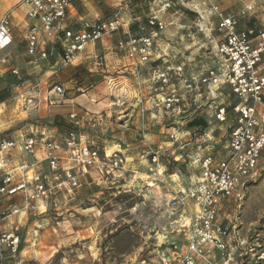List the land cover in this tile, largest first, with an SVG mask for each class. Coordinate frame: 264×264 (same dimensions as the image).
<instances>
[{
  "label": "built area",
  "instance_id": "built-area-1",
  "mask_svg": "<svg viewBox=\"0 0 264 264\" xmlns=\"http://www.w3.org/2000/svg\"><path fill=\"white\" fill-rule=\"evenodd\" d=\"M77 1L22 0L1 18L0 51L14 46L12 16L26 9L27 56L36 66L46 62L44 69L51 72L42 77L46 70L30 73L12 66L3 73L15 78L11 99L16 112L55 104L52 96L62 97L66 89L50 78L75 64L88 47L118 34L116 51L127 61L125 74L131 73L136 99L144 105L142 129L152 113L150 119L160 120L167 130V140L146 144L138 160L130 161L121 148L110 151L87 138L82 128L88 112L69 113L71 128L65 134L54 126V118L47 121L52 125L26 118L15 136L11 128H2L6 102H0V264L20 243V221L6 229V220L27 213L46 215L51 204L74 198L88 179L102 185L125 179L135 161L148 165L153 182L163 183L162 172L170 166L178 171L171 174L180 187L170 189L165 231L183 239L169 241V256L160 264H264V249L257 248L253 235L244 237L237 214L261 176L264 156V23L259 17L264 0H230L239 3L236 11L217 0H155L146 15L123 19L115 14L94 22L74 17ZM107 1L129 12L140 2ZM171 11L194 18L198 31L207 36L215 31L212 48L170 64L177 57L167 35L169 25L175 24L168 21ZM10 60L5 55L0 63ZM95 67L106 70L101 52L95 55ZM108 77L111 90L115 79ZM214 125L226 127L219 136L226 137L224 143L216 141ZM183 165L186 175L178 168ZM182 181L187 185L181 187Z\"/></svg>",
  "mask_w": 264,
  "mask_h": 264
},
{
  "label": "rangeland",
  "instance_id": "rangeland-1",
  "mask_svg": "<svg viewBox=\"0 0 264 264\" xmlns=\"http://www.w3.org/2000/svg\"><path fill=\"white\" fill-rule=\"evenodd\" d=\"M21 1L0 0V20L7 11ZM138 1H140L139 5L133 7L129 12L124 9L112 8L109 6L112 1L92 0L93 9L90 12H84L90 14L86 21L94 22L115 14L123 19H127L130 15H146L157 2L155 0ZM187 1L191 0H182L180 3ZM217 1L224 8H228V11H236L239 5V3L230 0ZM23 10L25 9L19 8L14 11L13 24L16 20L15 16ZM168 16V21L175 23L169 25L167 35L173 41H168L170 46H176L174 53H177V57L170 64L187 62L212 48V40L217 37L215 31H212L209 36L199 32L195 26L194 18L183 14L182 11L178 13L171 11ZM259 17L260 23H264V11L259 13ZM118 36V34L112 35L111 39L114 44L117 42ZM171 53H173V49ZM5 55L10 56L12 60L7 64L0 63V90L9 89V96L4 101L6 106H1L4 109V113L1 115L2 128L3 125L9 126V123L16 117L25 115L16 112L14 101L11 99L15 94L12 87L15 84V78L8 73L5 75L3 73L16 64L29 61L23 56L13 60L16 58L13 53H1L0 51V59ZM62 73L64 75V72ZM71 73L69 78L68 75L65 78L73 87H76L72 91L76 94L85 92L88 83L92 84L94 81L91 73L87 71L78 72L81 73L80 76ZM98 79H102V76H99ZM78 87L85 91H77ZM68 89L66 95L70 91ZM103 93H105L104 90ZM103 93L102 95H105ZM111 111V113H98L95 116L89 114V119L82 128V132L86 136L88 135L87 138L90 141H96L95 144L101 148L104 145L114 146L122 141L120 133L125 129L123 126L124 117L119 115L118 110ZM52 116L61 123L59 129L61 134L69 131L71 126L68 123V117L59 114L55 116L52 114ZM94 119H97L98 122H95ZM33 120L35 119H31V121ZM45 121L52 125L47 120ZM95 123L99 124L94 126ZM212 128L216 141L222 140L224 143L226 137L219 139V136L225 135L226 127L214 125ZM129 160L131 161V158ZM134 163L136 161L131 164ZM178 168L184 175L189 173L184 165ZM175 172H178L176 167H170L168 172H162V178L166 179L167 174ZM133 175L137 174H132V171L128 170L125 179L116 181L114 184H86L75 198L58 201V207L51 204L46 215L34 216L27 213L25 216L23 215L24 217H13L6 220L3 225L6 229H10L13 223L19 221L21 228L19 249L15 253L6 252L5 264H160L162 258L168 256L169 241L181 240L180 235L176 233L169 235L165 231L169 222L167 219L168 200L163 198L166 189L162 186L154 187L153 178L142 180L143 177ZM172 180L175 181L173 178ZM16 200L18 204L21 203L19 197ZM233 213L230 211L231 215ZM237 214L241 215L244 237L253 235L257 248L264 249V156L261 160V176L256 183L251 185L248 197Z\"/></svg>",
  "mask_w": 264,
  "mask_h": 264
},
{
  "label": "crops",
  "instance_id": "crops-1",
  "mask_svg": "<svg viewBox=\"0 0 264 264\" xmlns=\"http://www.w3.org/2000/svg\"><path fill=\"white\" fill-rule=\"evenodd\" d=\"M107 1V0H103ZM111 2V1H110ZM110 6V5H109ZM93 2L92 0H79L75 3L74 6V17L75 18H82L85 19L90 16V14H86L84 12H90L93 9ZM25 9V8H24ZM25 10L21 12L20 14L15 16V22H14V37H15V44L12 47L5 48L1 51V53H10L14 54L16 58L18 59L19 56L26 57V59H29L27 56V43H26V35H27V25L29 21L25 19ZM116 43L110 40L104 39L103 42H98L94 46L88 47L87 51L78 59V61L69 66L68 68L64 69L62 72H64L60 75L52 76L50 79H54L55 81H61L62 84H64L65 89L69 88V92H67V95L65 93L64 96H52L53 101H55V104L53 105H44L41 107L40 110H34V111H20V113H24L25 115L22 117H16V119L9 123V126L3 125V129H10L13 135L17 136L19 133L18 129L21 126L20 121L26 118L29 119H37L42 118L44 120H51L55 117L52 116V114L55 116L56 114L61 115L63 117H68L69 113L71 112H88L90 114H93L94 116L98 113H111V110H115L119 112V115L123 116V126L124 130L120 133V139L121 142L114 144V146H107L104 145L108 150L114 151L115 149H122L123 151H126V154L129 158H131L132 161L135 159L138 160V153L139 151L145 147L148 143H162L167 140V136L164 134L167 132V130L163 127V124H161L160 120H152L150 119L153 117L152 113L148 114L149 123L147 124V127L145 126V129H142L141 124V116L140 111L142 105L137 99H136V90L134 87V84H132L131 81V73L125 74L129 71V68H124L126 65H128L127 61L116 51ZM97 52H101L106 60V70H98L95 67V55ZM46 62H41L39 66L33 65L30 61H26L25 63L16 64L15 67H19L21 69H25V71L30 73H44L46 69H44L46 66ZM80 71H87L91 73L93 79V83H88V87H86V91L82 89L81 87L77 88V91H85L83 93L76 94L75 92H72L75 90L70 82L66 80L65 77L69 78L70 73L78 74V76L81 75V73H78ZM105 72V73H102ZM71 73V74H72ZM51 72L49 70H46L45 75L42 77L49 76ZM99 76H102V79H98ZM108 76H112L114 80V87L113 89L108 88V82L106 79H108ZM145 77H148L147 72H145ZM66 80V81H65ZM68 86V87H66ZM103 90L105 93H103ZM105 94V95H102ZM148 94V93H147ZM147 105H145L146 107ZM80 110L77 111L76 110ZM149 107V105H148ZM117 109V110H116ZM122 112V113H121ZM94 118V117H93ZM93 120V119H92ZM95 122H98L97 119H94ZM18 122V123H16ZM99 123L93 124L96 126ZM92 125V124H91ZM84 127V126H83ZM61 134V131L58 130ZM87 132V131H86ZM142 133H144L142 136ZM88 133V132H87ZM88 136V135H87ZM92 143H96V141H91ZM97 145V144H96ZM98 146V145H97ZM131 167V170L133 174L136 177H142V175H148L149 180L152 178V174H150L148 170V165L145 163L137 162L134 164L129 165ZM167 178L163 179V184H159L158 182H153L154 187L156 186L159 188L160 186L164 187L166 189L165 194L163 195V198L171 197V190H178L180 187V183L175 184V176L171 174H167ZM172 178L175 180L173 181ZM142 180H144L142 178ZM92 184L90 179H88L86 182H84V185L86 184ZM97 184V183H94ZM147 184L149 182L147 181ZM101 185V184H98ZM187 182L182 181L181 187L186 186ZM169 186V187H168ZM152 187V186H150ZM81 190H79L76 194V196L80 193ZM75 196V197H76ZM74 197V198H75ZM60 199H62L60 197ZM168 219V217H167ZM178 235V234H177ZM180 239L182 241L183 237L180 236ZM169 256V253H168Z\"/></svg>",
  "mask_w": 264,
  "mask_h": 264
},
{
  "label": "trees",
  "instance_id": "trees-1",
  "mask_svg": "<svg viewBox=\"0 0 264 264\" xmlns=\"http://www.w3.org/2000/svg\"><path fill=\"white\" fill-rule=\"evenodd\" d=\"M188 14H193L192 12L190 11H187ZM75 77H77V75H75ZM9 96V91H6V90H3V91H0V102H4ZM205 124L203 121H196L195 124ZM54 126H57L58 129L61 128V123L58 122L57 118L55 117V121H54ZM171 168H173V166H170Z\"/></svg>",
  "mask_w": 264,
  "mask_h": 264
},
{
  "label": "bare ground",
  "instance_id": "bare-ground-1",
  "mask_svg": "<svg viewBox=\"0 0 264 264\" xmlns=\"http://www.w3.org/2000/svg\"><path fill=\"white\" fill-rule=\"evenodd\" d=\"M175 176V175H174ZM142 177H143V179H148L149 178V176L148 175H142ZM175 180H177V176H175V178H174ZM97 250V249H96Z\"/></svg>",
  "mask_w": 264,
  "mask_h": 264
}]
</instances>
